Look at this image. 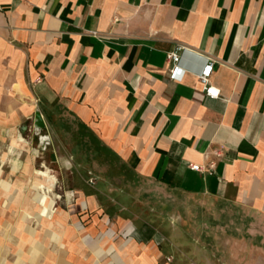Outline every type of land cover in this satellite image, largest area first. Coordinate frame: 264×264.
<instances>
[{"label":"crops","instance_id":"0c3cea01","mask_svg":"<svg viewBox=\"0 0 264 264\" xmlns=\"http://www.w3.org/2000/svg\"><path fill=\"white\" fill-rule=\"evenodd\" d=\"M178 46L176 82L165 58ZM0 57L19 72L16 93L37 100L55 159L94 183L77 188L88 222L139 202L147 183L264 221V0H0ZM206 57L218 99L196 78ZM79 215L46 231L64 243L60 264H170L148 230L88 248L68 225Z\"/></svg>","mask_w":264,"mask_h":264},{"label":"rangeland","instance_id":"374dc122","mask_svg":"<svg viewBox=\"0 0 264 264\" xmlns=\"http://www.w3.org/2000/svg\"><path fill=\"white\" fill-rule=\"evenodd\" d=\"M18 73L0 57V264H60L64 243L53 233L47 237L46 231L73 208L79 209V220L72 224L69 219L68 225L98 251L115 231L148 230L159 237L161 263L264 264V221L207 196L147 183L139 202L104 206L99 221L88 222L77 188L94 183L85 182L77 164L55 159L37 100L23 92L22 99L14 89ZM37 114L40 129L35 127ZM25 166L31 172L24 173ZM50 178L55 181L51 191L40 192L36 182L47 184ZM144 240L146 244L151 238Z\"/></svg>","mask_w":264,"mask_h":264},{"label":"built area","instance_id":"2783aa9c","mask_svg":"<svg viewBox=\"0 0 264 264\" xmlns=\"http://www.w3.org/2000/svg\"><path fill=\"white\" fill-rule=\"evenodd\" d=\"M185 49L182 46H178L172 51L166 53V62L168 64V78L172 81H180L182 78L183 73L185 72L184 69L180 66V51ZM213 59L210 57H206V61L201 68V70L196 74V78L200 84L201 92L204 94L205 97L209 99H218L220 97V90L211 83V75L213 71ZM215 156H220V153L214 151ZM190 169L194 171L202 172L203 168L197 164H190ZM215 168V162L210 161L207 165L206 170H212ZM169 261V259H168Z\"/></svg>","mask_w":264,"mask_h":264},{"label":"bare ground","instance_id":"6f19581e","mask_svg":"<svg viewBox=\"0 0 264 264\" xmlns=\"http://www.w3.org/2000/svg\"><path fill=\"white\" fill-rule=\"evenodd\" d=\"M35 126L37 128H41L43 126L40 114H37L36 116ZM54 182L55 181L50 178L47 184L42 180L41 182H36V185L40 192H46L45 189L47 190V192H50L51 188L54 186Z\"/></svg>","mask_w":264,"mask_h":264},{"label":"water","instance_id":"95a60500","mask_svg":"<svg viewBox=\"0 0 264 264\" xmlns=\"http://www.w3.org/2000/svg\"><path fill=\"white\" fill-rule=\"evenodd\" d=\"M36 116H37V115H36ZM35 120H36V118H35ZM42 123H43V122H42ZM35 127H36V126H35ZM42 127H43V126H42ZM42 127H41V128H42ZM36 128H37V127H36ZM37 129H40V128H37Z\"/></svg>","mask_w":264,"mask_h":264}]
</instances>
